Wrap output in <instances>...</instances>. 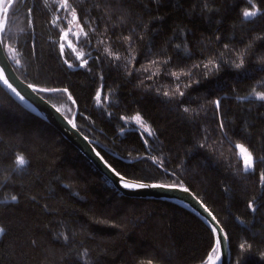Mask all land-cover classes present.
Listing matches in <instances>:
<instances>
[{"label":"trees","instance_id":"1","mask_svg":"<svg viewBox=\"0 0 264 264\" xmlns=\"http://www.w3.org/2000/svg\"><path fill=\"white\" fill-rule=\"evenodd\" d=\"M68 3L87 33L88 65L79 67L68 52L73 67L63 62L61 35L43 0H16L1 38L3 47L15 49L4 47L19 78L67 88L75 104L63 92L41 96L74 120L112 168L133 181L187 187L228 234L230 264H264V101L252 97L253 89L264 92V0H252L260 12L250 19L242 16L246 8L255 10L249 0ZM242 51L244 67H231L228 62ZM209 60L219 71L204 70ZM181 70H191V78L176 81L169 74ZM187 83L192 86L185 89ZM177 84L183 97L173 95ZM101 88L99 107L95 93ZM217 99L219 117L212 103ZM137 115L152 137L126 126ZM236 143L256 157L254 171H243ZM18 153L27 161L23 167L14 163ZM250 200L255 213L247 207ZM0 227V264H201L213 242L189 210L120 195L1 86ZM244 242L250 250L239 248Z\"/></svg>","mask_w":264,"mask_h":264},{"label":"snow or ice","instance_id":"2","mask_svg":"<svg viewBox=\"0 0 264 264\" xmlns=\"http://www.w3.org/2000/svg\"><path fill=\"white\" fill-rule=\"evenodd\" d=\"M249 3L252 4V0H249ZM13 4H14V0H0V14H2L5 21L9 17V14H10V11L13 7ZM61 7L66 12H69L70 18H68L67 16L64 17V21L66 22V24L71 25L73 22H76L77 24H79V17L77 16L75 8H71V10L69 11L70 6L68 3V0H63ZM252 8L255 10H250L247 8L243 10L242 16L245 19H248L250 17H255V16H257L258 12H260V9L256 8L255 4H252ZM28 12H29V15H31L32 10L29 9ZM59 20H60V17L57 16L55 19L50 21V23H52L53 26H56L57 22ZM32 23L33 22L30 20L29 24L31 25ZM3 31H4L3 25L0 24V32H3ZM60 31H61L60 39L64 40L66 37H68L71 29H69L68 31L60 29ZM81 33H83L84 37L87 38V33H84L82 26L80 28V32L74 33V35L79 37L81 35ZM0 43H4L2 39H0ZM4 47L8 48L9 51H13V52L15 51V49H12L10 47V45L4 44ZM224 47L227 49V48H229V45L225 44ZM248 47L251 48V43L248 45ZM68 48L71 50V52L76 53V59L78 61H81L79 63V67L85 68L88 65V60L83 58L84 54L82 52H77L76 49L74 47H72L71 44L68 45ZM59 54L63 58V62L69 68L73 67V64L71 62H69V59L67 58L64 43L59 44ZM245 54H246L245 51L238 53L228 63H230V66L234 67L235 69H242L245 65V59H244ZM109 55H111V53H109ZM220 58L221 59L223 58V53H221ZM116 59H119V57H116ZM262 60H264V58H262ZM169 62H170V58L168 60L163 61L162 63H163V65L167 66L169 64ZM17 63L19 64L18 60H17ZM151 63L156 64L158 62L157 61H151ZM193 67L199 69L201 66L200 65H193ZM203 68L205 71H207V70L219 71V66L215 64L214 60H209V62L207 64L203 65ZM88 70L91 71V69H88ZM143 70L147 71V69H143ZM137 71H139V69ZM4 72H5V69L0 68V79L3 80V83L5 85H7V87L9 89H11L12 92H14L21 99H23V96H21L20 92H18L17 89L15 87H13V85L11 83H9V79L4 75ZM169 74L172 77H174L176 81L180 80L181 75H187L191 78V70H189L188 72H183V70H181V72H179V73L172 71ZM151 75L154 76V75H156V73L153 72ZM100 78L103 79L102 76ZM149 78H151V76ZM193 82L199 83V81H193ZM191 86H192L191 83L184 84L185 89L189 88ZM27 87L30 88L33 92H46V93L63 92V93H66L68 95V99L72 100L73 104H75V101L72 99V95L67 88H44V87H39L38 85H35V84H28ZM101 94H102V88L98 89L95 93V100H96L98 105L101 102ZM175 94H178L180 97H183L185 95V92L180 89V84H177L176 92L173 93V95H175ZM163 95L168 97L170 95V93L168 91H165L163 93ZM252 95H254L257 100L264 101V92H257L255 89H253ZM106 99H107V97H105V100ZM212 103L215 105L216 114L219 117L220 116L221 102L219 99H217L215 101H212ZM53 107H55V106H53ZM56 111L59 112L60 109L57 108ZM184 111L188 112L189 109L184 108ZM65 119H67V122L69 124H71L73 128L77 127L74 120L68 119L67 117H65ZM121 119H123V118H121ZM135 120H136L137 124H140L141 117L139 115H137L135 117ZM218 127L221 130V132H224L225 125H224L223 119H220V123H219ZM149 135H151V133H149ZM224 135L226 136L227 133L224 132ZM85 139H87V137H85ZM205 139H207V137H205ZM144 143L147 144L148 141L144 140ZM200 147H205V144H201ZM233 148L239 157L240 164L243 168V171H245V172L254 171L255 170V164H256V157L253 155L252 151H250L248 146H246L245 144H242V143H236L233 145ZM96 155L101 160H103V157L100 155L99 152H96ZM14 163L17 167H23L27 163V161L25 160L23 155L18 153V154H16ZM105 165H106V167H108L110 169L111 173H114L116 177H119V180L117 182L120 183L122 185V187L125 189L136 190V189H144V188H149V187H151V188H163V189H176L177 187H180L184 192H186V193L189 192V189L187 187H184L182 184H179L178 182L172 183V184L129 183L125 179V177L123 175H121V173H119L114 168H112L111 165L107 164L106 161H105ZM166 171L167 170L165 169V172ZM173 175H175V173H173ZM259 180H260L261 187H264V171L260 172ZM11 200L16 201L17 196L13 195L11 197ZM198 203H200L201 208H203L204 213H206L207 217L209 218V221H210L209 222V228H210V232H211L212 237H213V242L209 246V252L206 254V258H205V260H203L201 262V264H219V262L221 261L223 241L228 239V234L220 226V222L207 209V207H205L201 202H198ZM247 207L253 213H255L257 211V208L254 206V203L251 200L248 202ZM4 232H5V229L3 227H0V235H2ZM65 239H67V237H65ZM239 248L242 251H248V250H250L251 245H249L247 242H244V243H241L239 245ZM147 264H152V261L151 260L147 261ZM237 264H239V261H237Z\"/></svg>","mask_w":264,"mask_h":264},{"label":"water","instance_id":"3","mask_svg":"<svg viewBox=\"0 0 264 264\" xmlns=\"http://www.w3.org/2000/svg\"><path fill=\"white\" fill-rule=\"evenodd\" d=\"M0 39H2L1 32ZM0 68L5 69L4 75L9 79V83H11L13 87H15L18 92H20L21 96H23V99L12 92V90L3 83L2 79H0V86L5 91L12 94L15 98L26 104L32 110V112L38 115L46 123L51 125L67 142H69L74 148H76L82 154V156L85 157L94 166V168L109 182V184H111V186L120 195L128 198L158 200L179 205L197 216L210 231L209 218L207 217V214L204 213L203 208H201L200 206V203H198L201 201L190 190L186 193L180 187H177L176 189L149 187L136 190L123 188L122 185L117 182L119 180V177H116L115 174L111 173L110 169L106 167V160L104 158L103 160H101L99 157H97L96 152H98V150L95 148L93 142L88 138L85 139V136L77 129V127L73 128L72 125L67 122L65 116L60 111L57 112V108L53 107V104H51L41 96V94L46 92H33L30 88L27 87L28 83L19 78L4 51L3 43H0ZM125 179L129 183H149L133 181L127 178ZM219 264H230L228 239L223 241L221 261L219 262Z\"/></svg>","mask_w":264,"mask_h":264},{"label":"rangeland","instance_id":"4","mask_svg":"<svg viewBox=\"0 0 264 264\" xmlns=\"http://www.w3.org/2000/svg\"><path fill=\"white\" fill-rule=\"evenodd\" d=\"M15 1L16 0H14V3H15ZM43 2L46 4V6L49 9H51L50 11H51L52 20L55 19L57 16L60 17V20L57 22V25L54 26L59 30L60 35H61L60 29H63L65 31H68L69 29H71L68 37H66L64 40H61V43L65 44V52H68V54L73 58V60H74L73 62H75L79 65V63L81 61H78L76 59V53L71 52V50L68 48V45L71 44L72 47H74L77 52H82L84 54L83 58L85 59L87 52H86V47H85L86 43H85L84 35H83V33H81V35L79 37L74 35V33L80 32L79 25L76 22H73L71 25H69V24H66V22L64 21V17L67 16L68 18H70V16H69V12H66L61 7L63 0H43ZM69 11H70V8H69ZM250 18H252V17H250ZM250 18H248V19H250ZM0 24L3 25V29H4L6 26V21L4 20L2 14H0ZM252 97L255 98L254 95H252ZM96 105L100 107L101 102L99 105L96 102ZM62 109L66 110L65 107H63ZM66 112H69V111H66ZM135 117H133L130 120H126L125 121L126 126L132 127L133 129L137 130L138 132H140L142 134V136L152 137V133H151L150 129L145 125V123L141 120L140 124H137ZM149 133H151V135H149Z\"/></svg>","mask_w":264,"mask_h":264},{"label":"bare ground","instance_id":"5","mask_svg":"<svg viewBox=\"0 0 264 264\" xmlns=\"http://www.w3.org/2000/svg\"><path fill=\"white\" fill-rule=\"evenodd\" d=\"M42 95V94H41ZM44 98V97H43ZM17 99V98H16ZM19 100V99H17ZM22 102V101H21ZM49 102V101H48ZM26 105V104H25ZM27 106V105H26ZM28 107V106H27ZM29 108V107H28ZM29 110L32 112V110L29 108ZM34 113V112H33ZM35 114V113H34ZM38 116V115H37Z\"/></svg>","mask_w":264,"mask_h":264}]
</instances>
